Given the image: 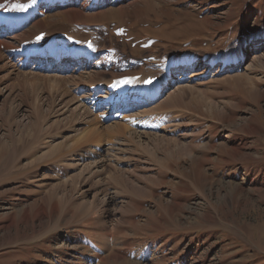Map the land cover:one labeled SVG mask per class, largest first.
Wrapping results in <instances>:
<instances>
[{
	"label": "rangeland",
	"instance_id": "rangeland-1",
	"mask_svg": "<svg viewBox=\"0 0 264 264\" xmlns=\"http://www.w3.org/2000/svg\"><path fill=\"white\" fill-rule=\"evenodd\" d=\"M50 10L6 41L68 30L105 55L78 80L2 46L0 264H264V0ZM149 72L169 87L148 106L95 104L91 79Z\"/></svg>",
	"mask_w": 264,
	"mask_h": 264
},
{
	"label": "bare ground",
	"instance_id": "bare-ground-1",
	"mask_svg": "<svg viewBox=\"0 0 264 264\" xmlns=\"http://www.w3.org/2000/svg\"><path fill=\"white\" fill-rule=\"evenodd\" d=\"M0 1H2V0H0ZM40 1L41 0H35V2H33V0H28L25 3L22 4V5H25L26 8H30L31 9V12L27 16L26 20L29 19V18L31 20H33V19L34 20L31 21L29 25H24L22 28H20L17 31L1 30L0 31V50H1L2 46H3V48L6 49V51H10V52H14L15 51L17 55L18 54H22V57H21L22 58L21 59L22 60V66H25L26 58H27L28 55L31 54L32 57L30 59V62H31L30 64L32 65V67L34 66L35 68H41L43 71H56L57 73H59L60 76L62 74H68V71H69L70 73H72L74 75H77L78 80L82 79L84 77L83 70H86L87 66H89V65H87L88 61H91V60L95 61V63H93L95 65L92 64L91 67H90V68L95 69L101 63L102 57L105 55V53H102L101 51L103 49H105L106 46L102 45L100 42L95 40L96 45L94 44L93 50H91L90 48L82 49L81 53L83 55L76 61H75V58H72V61H73V65H72V61L70 59L65 58L63 61H59V60L53 59L52 56H47V57H50V58H45L44 59V63L40 64L39 63L40 62V56H39V54L37 53L36 50L33 51L29 47H21L20 45L15 46L10 41H6L7 39H11L10 38L11 36H16L17 34H21L25 27L33 25L34 21L36 22L41 16L51 15L50 14L51 13V10H50L51 9L50 8L51 4H52V2L57 1V0H44V3L39 6L38 4L40 3ZM58 1L59 2L56 5L60 6L61 5L60 3L64 2L65 0H58ZM75 1L76 0H69V2H75ZM45 2H47V3H45ZM113 2H115V0ZM10 5H12L13 6L12 8H14V5H20V3L18 2V0H10ZM59 6H57V7H59ZM40 21L38 20V22H40ZM43 31L47 32V34H48L47 37L48 38L51 37L54 34H57V33H67L68 32L71 35L70 40H69L70 44L71 43L81 44L78 40L74 39V37H79V36H76L73 31L69 32L68 30H61L60 31V30H55V29L50 31V29H48V28H43V29H41L40 32H38V33L36 32V35L41 33V32H43ZM34 37H32V38L29 37V38L33 39ZM89 37H91V35L85 36V37L83 36V38H81V37H79V38L82 41V40H87V38H89ZM26 39H28V38H26ZM26 39H24V40H26ZM20 42H22V41H19L18 44H20ZM84 42H86V41H84ZM109 47H111V46H109ZM51 50H52V47L48 50V53L51 52ZM77 54L80 55V53L78 51H77ZM241 60H244V57H242V55L238 56L234 60H228V61H226L224 63H221V64H224V65H222L221 67H218V71L227 70V69H229L228 68L229 66H234V65L238 64L239 62H241ZM186 66L188 68V67H190V64L187 63ZM51 67L54 68V69H51ZM212 68H214V67H209L208 69L210 70ZM183 70L184 69L182 68L181 72ZM80 72L82 74H80ZM86 73H88V72H86ZM168 73L169 72H166V73H162L160 75L168 74ZM133 74L136 75L138 73H133ZM133 74H130V75H133ZM66 76H69V75H66ZM87 76H85V77L87 78ZM120 76H122V75H119L118 77H120ZM150 76L154 77V76H157V74H154V73H151V72L145 73L143 79H145L147 77H150ZM118 77L114 76V77L107 78V77L100 76L98 79L97 78L96 79H91L92 81L88 84L90 91H92L93 87L95 85H97V87H98L97 92L100 91V92L103 93V95H105V94L108 95V96L106 95V97L104 96L102 98H104L107 101H109L108 105L106 106V110H107V116L110 117V118H115V117L120 116V114H115L116 111H120L121 113L122 112L124 113V112H126V111H128L130 109H141L143 107L148 106L149 103L152 100H154V99H156V98H158L160 96L159 93L162 90H164L165 87L166 88L169 87V85H168L169 82H166L165 79L162 80L160 87L159 86L154 87V86H149L147 84H144V83H142L143 80L141 82H139L138 85L136 84V86L131 84V85H129L127 87L128 89L131 88V89L135 90L136 87H137V89L135 91H133V92H130V90H128V89L125 90L126 88H124V89L118 88V84L113 85V86L110 87V84H111L112 80L115 79V78H118ZM168 78L174 79V75L173 76L169 75ZM103 81H107L106 85H102V84H104ZM82 82L83 81H81L80 85H82ZM112 88H114L113 91H112ZM110 92H112V93H110ZM138 95H140V96H138ZM97 101L103 102L101 98H99V100L97 99L95 104H97ZM127 102L136 103L137 105L134 106V107L133 106H128V108L124 110L122 107H119L118 104H116V103H119V104L124 103L125 104ZM145 110H146V108H145Z\"/></svg>",
	"mask_w": 264,
	"mask_h": 264
},
{
	"label": "snow or ice",
	"instance_id": "snow-or-ice-1",
	"mask_svg": "<svg viewBox=\"0 0 264 264\" xmlns=\"http://www.w3.org/2000/svg\"><path fill=\"white\" fill-rule=\"evenodd\" d=\"M33 2H35V0H33ZM0 7H2V5H0ZM14 8L15 9H18V10H20V11H24L25 10V8H26V6L25 5H14ZM43 38V35H41L40 37H37V39H42ZM129 79V81H130V79L131 78H128ZM153 81H152V79L150 78L148 81H146V83H152Z\"/></svg>",
	"mask_w": 264,
	"mask_h": 264
}]
</instances>
